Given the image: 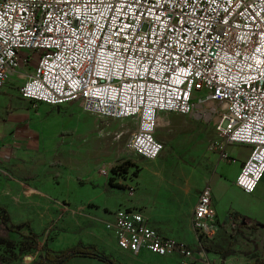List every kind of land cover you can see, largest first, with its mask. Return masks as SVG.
I'll return each mask as SVG.
<instances>
[{"label":"built area","instance_id":"2783aa9c","mask_svg":"<svg viewBox=\"0 0 264 264\" xmlns=\"http://www.w3.org/2000/svg\"><path fill=\"white\" fill-rule=\"evenodd\" d=\"M14 77L35 104L81 102L85 113L136 121L126 148L149 161L164 151L160 114L214 103L208 152L229 162L228 148H250L235 181L245 194L264 178V0H0V91ZM211 195L206 186L192 217L202 249L216 222ZM106 226L125 252L198 264L139 211L118 209Z\"/></svg>","mask_w":264,"mask_h":264},{"label":"rangeland","instance_id":"374dc122","mask_svg":"<svg viewBox=\"0 0 264 264\" xmlns=\"http://www.w3.org/2000/svg\"><path fill=\"white\" fill-rule=\"evenodd\" d=\"M32 68L33 65L23 67L22 72ZM20 84L22 82L7 88L6 93H0L4 97H0V127L5 130L2 134L6 139L0 143L1 149L8 158L6 160L18 155L16 162L8 165L12 178L0 179V216L6 212L11 220L10 231L0 224L5 231L0 233V238L13 241L17 246L15 249L0 246V256L10 259V264H34L48 250L42 238L50 224L59 229L56 223L60 218L71 215L90 226L91 213L95 214L103 206H109L113 211L124 206L133 207L132 202L142 190L145 203L153 208L150 212L167 218L163 224L172 228L177 223L181 235L195 237L191 212L198 192L192 188L183 196L185 193L181 188L185 181L193 182L206 148L216 138L215 120L205 115L207 111L219 115L216 113L218 105L208 103L206 109L199 108L187 117L160 116L156 137L164 143L165 150L159 159L145 161L130 154L126 148L137 129L136 121L105 119L85 113L81 102L74 104L75 108L73 105L71 109L63 108L65 110L60 113L44 104L23 101L18 95ZM2 120H5L4 124ZM236 152L234 149L231 153L235 158ZM126 162L134 166H127L128 173L115 178L112 184L111 176L99 177L102 169H110L112 175L115 167ZM233 162L231 159L227 163ZM237 163L238 159L227 169L229 175L233 174ZM150 178L159 188L164 181H171L177 187L176 194L168 192L172 184L165 185L164 190L154 188L153 184L143 189L144 181ZM116 185L135 192L131 195ZM175 196L182 197L176 201ZM182 202L184 206L179 210ZM27 224L41 237V248L20 254L21 235L28 234V230L26 227L16 230L15 227ZM209 244L207 248L212 247ZM118 262L131 264L127 258L118 259ZM167 263L183 264L178 257L169 258Z\"/></svg>","mask_w":264,"mask_h":264},{"label":"crops","instance_id":"0c3cea01","mask_svg":"<svg viewBox=\"0 0 264 264\" xmlns=\"http://www.w3.org/2000/svg\"><path fill=\"white\" fill-rule=\"evenodd\" d=\"M18 82H22L17 77H14L8 81L5 88L0 91V93H4L7 88H10L12 85H15ZM22 84H20L19 88V97L20 96V88ZM6 93V92H5ZM1 97V96H0ZM4 97H1L3 99ZM23 101H28L21 98ZM32 102V101H28ZM35 104V103H34ZM41 104V103H38ZM76 104V103H74ZM74 104H70L67 106L62 107H51V109L55 111H59L60 113L64 111L63 108H75ZM208 104V103H207ZM199 105L197 109H206V105ZM71 109V108H70ZM196 110L194 113H196ZM162 115H177V113H169V114H160ZM215 114L212 112H206L207 117L209 119L215 120V125L217 121V117L214 116ZM17 119L18 117L14 115ZM180 117H187L181 116ZM11 120V119H10ZM9 120V122H11ZM5 120H2V124H4ZM9 124V123H8ZM0 143H4L6 141L4 135L5 130L0 127ZM157 132V129H156ZM156 134V133H155ZM163 143V142H162ZM3 147V146H2ZM209 147V146H208ZM208 147L205 150V154L202 157V161L198 170L195 171L194 176L195 179L193 182L189 180L183 183L182 192L185 193L183 196H186L188 192L194 188L197 190L198 195L196 199V204L194 209L191 212V216L193 217V212L195 211L199 195L201 194L202 190L207 186L210 187L212 190V202L216 212V222L212 227V242L206 243L204 248L202 249L200 243L201 240L198 237L197 233L192 227V231L194 232L195 237H190L189 235H181L178 231V224L172 228H169V225L163 224V220L167 218H160L157 215L152 214L150 204L145 203L144 199L142 198V191L138 194L136 199L132 202L133 207H120L126 208L129 210H135L142 213L145 217L148 226L157 230L159 234L164 237L173 238L179 242L187 244L191 249L194 250L196 254V260L198 264H250L255 262L256 260H263L264 259V178L261 180L257 190L253 194H245L242 192L235 184L238 175L241 172L242 165L247 161L250 148L247 146H240L235 145L228 148L229 155L234 162L238 159V163L236 164L235 168L233 169V174H228V168L233 163H227L228 161H223L218 155L210 154L208 152ZM236 149V154L238 155L236 158L231 155L232 151ZM165 150V148H164ZM164 152V151H163ZM162 152V154H163ZM161 154V156H162ZM160 156V157H161ZM6 154L3 153L0 145V179L2 178H12L10 175L11 171L9 172L8 165L12 162H16L15 159L18 157H12L11 160H6ZM141 158V157H139ZM144 159V158H141ZM159 159V158H158ZM157 160V159H156ZM146 161V160H145ZM155 161V160H154ZM226 162V163H225ZM130 163V167H133L134 164ZM132 164V165H131ZM193 171V172H194ZM101 178H106L102 174H100ZM116 178V177H114ZM119 178V177H117ZM144 188L146 189L149 184H153L154 188L159 190H164L165 185L172 184V188L168 190V192L176 194V186L171 181H164L163 185L160 188L157 186L155 187V181L150 178L144 181ZM166 188V187H165ZM128 193L130 192L131 188H124ZM180 197H176V201ZM185 201V197H183ZM184 202L180 203L181 207L179 210L182 209L184 206ZM108 209L109 211H106ZM115 209V208H114ZM116 209L113 211L109 206H103L99 210H96V213H91V220L92 223L87 226L83 224L85 221L82 219L78 220L74 216L68 215L64 218H60L59 229L56 226H52L50 224L47 231L44 233V237L42 238L43 245H46V248L52 252H60L64 251L68 248L74 246H93L97 249V251L107 255L110 259L115 260L117 263L118 259L127 258L131 262V264H145V263H156V264H168L167 261L169 258L178 257L181 261L180 256H167V257H158L155 254L150 252H142L139 255H134L129 252H125L118 247L116 243V237L112 231L107 228L108 223L114 222V215ZM153 209V208H152ZM179 210H177L179 212ZM151 213V214H150ZM177 215V214H176ZM191 217V219H192ZM46 219V218H45ZM49 222V219H46ZM174 220V219H173ZM88 222V221H87ZM88 224V223H87ZM155 225V226H154ZM7 230V229H6ZM162 232H161V231ZM5 233L2 227H0V233ZM9 235V233H8ZM179 238L189 241L190 244L195 243L194 246L189 245L187 242L182 241ZM41 237L39 236L38 242L40 244ZM212 244L207 248V246ZM48 245V247H47ZM212 248V249H211ZM42 254L41 256H43ZM41 256H39V261L41 260ZM157 257V258H156ZM158 258L161 260H158ZM38 261V262H39ZM35 264V263H34ZM67 264H105L103 262H99L93 260V258H73ZM120 264V263H119ZM125 264V263H124Z\"/></svg>","mask_w":264,"mask_h":264},{"label":"trees","instance_id":"16d2710c","mask_svg":"<svg viewBox=\"0 0 264 264\" xmlns=\"http://www.w3.org/2000/svg\"><path fill=\"white\" fill-rule=\"evenodd\" d=\"M125 164L119 165L112 170V176H111L112 178H110L111 184L115 181L114 177L116 178L122 177L126 173H128L127 166H129L130 163L126 162ZM116 187L120 189L125 188L122 185H116ZM4 213L5 214L3 216H0V224L3 225L6 229H8V231H10L11 226L9 225V222L11 220L8 217L7 213L6 212ZM24 227L27 228L28 234L21 235L23 240L22 243L20 244V254L39 250L41 248L38 242L39 236L33 233L32 229L30 228V225L27 224L15 228L17 230V228L22 229ZM0 246H6L10 249H15L17 245L14 244L13 241H10L6 238H0ZM75 257L93 258V260L103 262L105 264H119L115 260L110 259L107 255L97 251L95 247L83 246V245L74 246L60 252H52L47 250L46 254L41 256V260L39 262H36L35 264H67L71 259ZM10 263H11L10 259L0 256V264H10ZM250 264H264V259L256 260L255 262Z\"/></svg>","mask_w":264,"mask_h":264}]
</instances>
